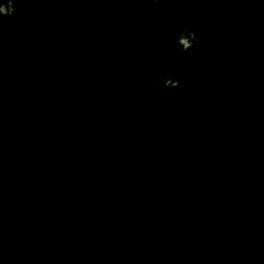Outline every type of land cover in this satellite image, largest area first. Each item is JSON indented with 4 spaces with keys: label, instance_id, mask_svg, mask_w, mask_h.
<instances>
[{
    "label": "trees",
    "instance_id": "1",
    "mask_svg": "<svg viewBox=\"0 0 264 264\" xmlns=\"http://www.w3.org/2000/svg\"><path fill=\"white\" fill-rule=\"evenodd\" d=\"M11 4L0 264H264V0Z\"/></svg>",
    "mask_w": 264,
    "mask_h": 264
},
{
    "label": "clouds",
    "instance_id": "2",
    "mask_svg": "<svg viewBox=\"0 0 264 264\" xmlns=\"http://www.w3.org/2000/svg\"><path fill=\"white\" fill-rule=\"evenodd\" d=\"M11 0L5 5H0V14L4 16H10L12 14ZM177 44L180 46L182 51H188L194 45L199 43V36L195 31L190 30L185 26L178 37L176 38ZM184 81L179 78H173L169 74H165L163 78V87L168 90L176 89L183 85Z\"/></svg>",
    "mask_w": 264,
    "mask_h": 264
}]
</instances>
